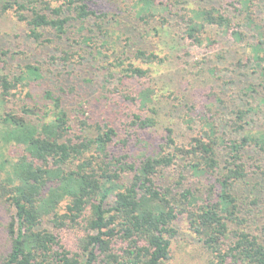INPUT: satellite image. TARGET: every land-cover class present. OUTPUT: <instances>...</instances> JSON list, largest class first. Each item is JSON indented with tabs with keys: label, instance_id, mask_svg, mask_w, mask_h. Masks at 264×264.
Returning a JSON list of instances; mask_svg holds the SVG:
<instances>
[{
	"label": "trees",
	"instance_id": "obj_1",
	"mask_svg": "<svg viewBox=\"0 0 264 264\" xmlns=\"http://www.w3.org/2000/svg\"><path fill=\"white\" fill-rule=\"evenodd\" d=\"M55 1L0 0V15L14 10L40 51L61 40V57H50L62 69L83 61L85 47H92L94 61L110 63L102 66L105 78L121 86L126 78H147L150 67L165 60L141 45L131 56L128 45L115 41L108 26L117 17L112 8L99 12L94 0ZM191 1L130 0L121 11L127 17L119 16L126 42L130 31H148L160 14L163 27L169 15L179 17L184 37L195 44L205 34L211 44L220 33L238 41L246 28H256L257 18L264 21V0H222L219 7L206 0L189 7ZM230 5L233 13L225 8ZM74 23L81 25L79 36L69 43ZM261 25L262 37L251 44L257 64L264 57L257 52L264 45ZM8 54L0 50L5 103L19 99L25 79L41 77L38 65L17 74L23 66L10 65ZM93 68L58 71L40 83L41 98L32 106L14 103L0 114V264H164L182 221L202 242L204 264H264V126L255 130L253 120L264 105V83L258 82L264 71L251 81L249 68L240 67L225 96L198 115L194 105L181 118L195 133L182 138L171 121L138 155L133 141L152 138L162 112L174 118L181 102L162 100L150 83L138 94L125 92L140 107L125 114L122 128L112 117L93 121ZM62 230L74 233L71 242Z\"/></svg>",
	"mask_w": 264,
	"mask_h": 264
},
{
	"label": "rangeland",
	"instance_id": "obj_2",
	"mask_svg": "<svg viewBox=\"0 0 264 264\" xmlns=\"http://www.w3.org/2000/svg\"><path fill=\"white\" fill-rule=\"evenodd\" d=\"M170 1H174L175 3L180 2V0ZM108 2L94 0L92 5L99 12L109 7L112 8V12L116 13L117 17L114 18L113 23L108 25L113 39L117 40L121 46L128 45L127 49L131 56L134 55L136 48L141 45L144 48L155 50L165 60L151 66L150 75L147 78H126L122 86L119 85V82L117 83L119 81L117 79H111L110 81V79L105 78V71H103L102 66H108L110 63H106L104 60L100 62L99 60L94 61L91 54L92 50H94L92 47H85L86 52L83 61L76 59L67 70L62 69L61 65L50 57V55L61 57V45L62 49L64 48L61 40L56 39L51 43H47L41 48L42 51H40L38 44L29 35L27 24L19 19L14 10H10L0 15V50L10 51V54L7 57L5 56V58H7L9 64L14 68H18L20 64L23 66L17 71V74L23 68L25 70L26 65H38L41 69V77L29 80L25 79L22 83H27V87L22 88L20 86L22 94L19 99L12 98L9 102L5 103L1 101L0 97V114L5 113L6 110H11L14 103L32 106L36 100L41 98V92L38 93V91H41L40 83L44 80L46 82L50 77L58 76V71L66 70L69 72L74 68L78 71L80 68L88 67L91 64L94 68L90 76L95 79L94 94L90 98L91 108H94L90 112L93 121L112 117L115 119L117 126L122 128L123 124L127 122L125 114L131 110H139L140 107L139 104L124 98L125 92L129 91L133 94H138L144 86L150 83L155 85L157 96L162 100L168 99L172 102L173 98H175L181 102L182 112L181 114L177 113L174 118L166 115V111L165 114L162 112L160 126L154 129V132L150 131L152 138L141 142L133 141L139 155L147 151V148L152 147L153 143L158 141L157 138L159 139V137L164 135V126L171 121H176V124L178 123L179 134L182 138H189L190 135L195 133L196 131L194 132L191 128L189 129L188 125L181 118L184 119V115L189 111L190 107L195 105L193 107L194 114L198 115L213 101V98L225 96L229 92L231 82L235 79L236 71H240V67L246 66V68H249V71H251V81H255L264 71L262 69L264 57L261 59L260 64L251 61L256 57V49L254 47L255 51L252 50L251 44L256 43L257 39L262 37L263 29L261 28V23H264V21L260 20L261 18L256 17V28H246L247 32L241 40L237 41L225 33H220L217 35V44H211L209 34H205L203 43L195 44L192 40L184 37L182 27H185V24L179 17L169 15L170 21L166 27H163L160 14L156 16V19L149 27L147 25L148 31L144 32L143 27L130 31L129 34L132 39L127 43L126 40L128 38L126 36L128 34H122L121 26H123V23L119 22L121 21L119 16L122 14L121 11L124 5L130 2V0H108ZM222 2V0H206L207 6H211L212 4V6L219 7L218 5ZM54 3H56L55 0ZM196 6L197 4L193 0L189 2V7ZM225 8L228 12L233 13L231 5ZM182 13L185 14L186 11H182ZM260 14L258 12V16ZM122 16L124 18L127 17L125 13ZM88 25L90 26V24L84 25V33H89L86 29L89 27ZM80 26V23H74L73 26H70L66 35V41L72 43V40H69L68 37L78 39ZM50 37L55 38L53 35H50ZM119 37L121 38L119 39ZM113 39L111 38L110 40ZM98 44L100 45L101 41ZM103 49L107 50V55H111L113 52L111 44L103 46ZM257 52H259L260 56H263L264 45L263 50L260 51L258 49ZM255 61L257 60L255 59ZM135 63L145 68L149 67L148 65H143L140 61H135ZM258 82L264 83V78H259ZM29 90L31 96L27 95ZM178 115L179 119L177 118ZM253 120L255 130L264 126V105L259 104L257 106L256 115ZM63 210L64 206H62V212ZM46 225L49 226L48 223ZM177 228L178 234L172 238L170 248L171 259L164 264H204L206 254L199 237L190 229L186 221L179 222ZM62 231L64 235H67V240L71 242L74 233L69 230Z\"/></svg>",
	"mask_w": 264,
	"mask_h": 264
}]
</instances>
